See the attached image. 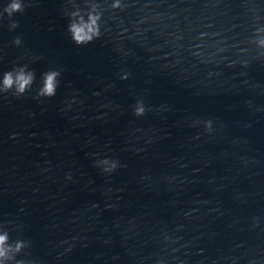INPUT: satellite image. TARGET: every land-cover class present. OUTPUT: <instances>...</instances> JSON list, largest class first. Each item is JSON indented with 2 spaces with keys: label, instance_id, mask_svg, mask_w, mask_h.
Here are the masks:
<instances>
[{
  "label": "water",
  "instance_id": "1",
  "mask_svg": "<svg viewBox=\"0 0 264 264\" xmlns=\"http://www.w3.org/2000/svg\"><path fill=\"white\" fill-rule=\"evenodd\" d=\"M91 8L100 36L77 46L68 14ZM262 38L264 0H25L0 15V72L35 73L0 95L6 264H264ZM49 68L56 93L37 96ZM104 155L122 164L111 176Z\"/></svg>",
  "mask_w": 264,
  "mask_h": 264
},
{
  "label": "clouds",
  "instance_id": "2",
  "mask_svg": "<svg viewBox=\"0 0 264 264\" xmlns=\"http://www.w3.org/2000/svg\"><path fill=\"white\" fill-rule=\"evenodd\" d=\"M113 6H119V0H113ZM25 7V0H6L0 15L12 16L15 13L22 12ZM100 18L101 14L91 8L87 12H81L75 9L68 14L66 31L74 44L77 46L86 45L92 40L100 36ZM17 27L16 21L12 22V28ZM21 43L20 37L13 39V44L19 46ZM264 44V38L258 41ZM60 71L55 68H49L41 74L40 86L37 90V96L51 97L54 96L59 85ZM128 73H123L121 79H127ZM35 80V73L26 64L18 63L9 69L0 72V95L11 92L14 96H22L29 90ZM148 109L142 101H137L132 111L135 116H143ZM160 111L166 110L164 106H160ZM214 122L211 119L203 121L205 132L211 133ZM92 142V138L89 139ZM95 157V156H94ZM94 166L99 169L100 173L105 176H111L118 168L122 167L121 162L111 156H100L93 159ZM247 163V161H245ZM65 179L71 180V172L65 173ZM147 179L142 176L141 180ZM7 231L0 230V264H6L7 260L12 259L9 255L12 251V246L8 244ZM23 241H17L15 250L19 251L23 247ZM16 264H23L22 261H17ZM250 264H255L251 261Z\"/></svg>",
  "mask_w": 264,
  "mask_h": 264
}]
</instances>
